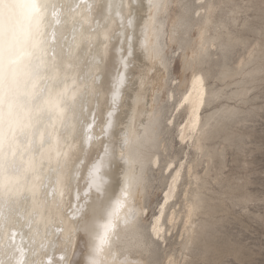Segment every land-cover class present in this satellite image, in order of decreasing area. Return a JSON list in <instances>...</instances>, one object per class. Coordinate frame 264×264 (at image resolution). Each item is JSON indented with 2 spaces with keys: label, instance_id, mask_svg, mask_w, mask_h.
<instances>
[{
  "label": "snow or ice",
  "instance_id": "6c2138e0",
  "mask_svg": "<svg viewBox=\"0 0 264 264\" xmlns=\"http://www.w3.org/2000/svg\"><path fill=\"white\" fill-rule=\"evenodd\" d=\"M168 7L167 0H148L150 23L135 36L134 14L124 0H0V264H77L71 255L78 234L79 264H160L130 259L120 243V231H139L149 209L138 198L143 165L132 150L144 131L131 118L125 124L114 118L134 79L135 52L160 59L155 18ZM202 9L206 15L211 5ZM208 23L199 25L202 50ZM58 25H71L70 39L61 31L64 43L55 40ZM105 73L109 81L102 85ZM193 76L196 98L189 93L181 107L192 105L189 135L195 140L205 89L203 75ZM105 95L106 113L97 125ZM101 136L107 138L103 154L89 158L86 146ZM78 139L79 155L73 156ZM174 167L169 163L166 170ZM184 168L178 166L149 221L156 239L165 232V206ZM192 211L189 205V220ZM167 223H176L174 211ZM166 264H176L175 258Z\"/></svg>",
  "mask_w": 264,
  "mask_h": 264
},
{
  "label": "rangeland",
  "instance_id": "374dc122",
  "mask_svg": "<svg viewBox=\"0 0 264 264\" xmlns=\"http://www.w3.org/2000/svg\"><path fill=\"white\" fill-rule=\"evenodd\" d=\"M213 1L215 2L214 10L217 9L212 12V15L215 13L213 16L216 18L213 19L216 24L214 22L211 24L214 27L210 28V33L208 32V36L211 37L207 46L209 54H207L208 57L204 55L206 57L201 63L203 65H199L198 70L205 76L208 92L211 89L219 90L221 95L211 104L204 103L201 118L227 105L232 106L233 113L230 114L232 116L225 115L222 122L220 118L223 115L219 111L214 113L216 115H213L210 120L212 125H208L204 129L205 132L201 130L203 134L208 133V140H203L204 149L202 151L193 148L191 145L193 139L192 142L189 139L184 142L180 140L178 133L184 118V109H180L172 124L168 125V120L182 92L180 89L177 90L181 83L179 79L180 52L170 49L167 56L169 57L168 86L170 87L168 88L172 91V97L166 100L164 107L162 106V120L157 130L158 137L165 139L164 144L167 150L164 151L162 148L158 150L160 162L158 166H151L148 170L149 183L153 184L152 192L147 196L149 201L146 202L150 204L148 219L142 225L148 246L154 251L160 264H166L168 257H174L175 261H178L176 264L180 262L181 264H264V13L261 11V0ZM224 3L228 5L223 6ZM201 12L204 16L203 9ZM216 12H219V15ZM223 12L225 15L222 14ZM211 32L215 34L214 37ZM215 40L222 41V43L216 44ZM226 41L229 43L227 44ZM213 44H215L214 48ZM220 44L228 48V51H224L228 65L225 64V66L227 69L228 67L232 69L229 71H233L225 79L216 75L223 69L221 63V59L224 58H222L223 48L219 47ZM227 45L230 46L227 47ZM219 48L222 56L218 54ZM240 87L244 88L238 91ZM210 129L213 131L215 129V134H211L213 131ZM166 153L171 157L166 158L168 156ZM168 159H173L174 164L182 161L183 164L185 163V168L182 171L183 175L181 174L179 181L181 183L178 184L175 198H172L164 212V225L167 230L165 229L162 239H156L155 236L150 235L149 221L157 212L156 207L161 199V189L165 178L169 175V172H163V166ZM192 163L197 166L194 165L195 168H193ZM186 166H191V174ZM195 172L200 179L198 178L196 184L193 185L191 181ZM193 187H195L196 200H198L196 214L193 217L195 231L192 241L187 242V248L184 250L187 238L183 222L188 205L191 203L190 189ZM188 195L190 200H188ZM173 211H176L175 217H179L176 218V226L167 223L169 214Z\"/></svg>",
  "mask_w": 264,
  "mask_h": 264
},
{
  "label": "bare ground",
  "instance_id": "6f19581e",
  "mask_svg": "<svg viewBox=\"0 0 264 264\" xmlns=\"http://www.w3.org/2000/svg\"><path fill=\"white\" fill-rule=\"evenodd\" d=\"M218 1L220 2V0H218ZM90 2H93V0H90ZM95 2L100 3V2H102V0H95ZM107 2H111V0H107ZM124 2L128 5V11H130L134 14V26L136 28L135 36H139L143 25L145 23H150V21L148 20L149 14L147 11L148 0H124ZM199 2H200V5H198ZM217 2H216V4H218ZM222 2L223 1H221V3ZM167 3L169 4L168 9L162 10L161 13L159 15H157L155 18L156 30H155V35L153 37V40H154V43L157 45L160 59L159 60H153L150 58H145V56L140 51L137 50L135 52V66L132 69H130L134 79L128 85V91L125 93L124 98L122 99V102H121V107L119 108V110L116 114V117L114 118V119H118L121 124L127 123L129 118H131L133 120V122L135 123V125L139 126L144 131V137L140 141L139 145H133L132 150L134 153L139 154L142 165H143L142 195H140L138 198H139V201L141 204H147L148 209H149L150 204L146 203L147 201H149V200H147V196H149V194H151L152 184H153V183H151V185H150V183H149L148 170H150L149 168L151 166H154V167L157 166V164L155 163L157 158H158V161L160 162V155L158 154V150L160 148H162L164 151L167 150L166 145L164 144L165 139L162 137L161 138L158 137L157 130H159L158 126L160 124V121L162 120L161 119L162 106L164 107L166 100L168 98L172 97V91L169 90L170 87L168 86L169 57H167V56H168L169 50L173 49L175 52H180L179 79H180L181 83L179 85V88L176 87V89L178 88L177 90L180 89L182 91V92L179 91L181 95H180V97H179V99H178V101H177V103L173 109L171 117L169 119H171V121L173 122L176 113L180 109H184L185 114H184V118H183L182 123H181L180 128H179L178 136H179L180 140L183 142L186 141L187 139H189V141L192 142V137L189 135V133L191 131L190 120H191L192 105H191V103H189V104H185L183 107H181V101L189 93H191V99L193 101L196 98V93L199 90V86L197 84H195V82H194L193 72L195 71L196 74H202L200 72V70H198V68H199V65L200 66L203 65V64L201 65V63L204 61L203 58L206 57L207 54H209L207 46L209 43L208 42L209 38H211V37L208 36V32L210 31L211 27H214V26H211V24L213 22L214 23L216 22L214 20L216 18V17L214 18L215 13L213 14L214 16L212 15L213 11L214 12L217 11V9L214 10L215 2L213 0H167ZM202 5L203 6L211 5L210 12L204 16L202 15L200 17H197L195 15V13L197 11L202 10ZM225 5L226 4L224 3L223 6H225ZM220 6H221V4H220ZM222 9H224V7ZM221 12H220V17H221ZM224 12H226V11H224ZM224 12L222 13L223 15H225ZM227 12H229V11L227 10ZM216 13H218V15H219V12H216ZM235 15H236V13H235ZM217 19H218V17H217ZM222 19H223V17H222ZM232 19H233V17H232ZM205 20H209L210 23L207 24V32L203 38V50H202V41H201V38L199 36V25L203 24ZM223 20H225V18ZM226 21H230V20L226 19ZM231 22H233V20ZM221 24H223V23L221 22ZM70 27H71V25H67V26L58 25L57 29H59V30L56 33L55 40L57 42H60V43L65 42L63 37L61 36V31L63 32V36L68 37L70 39ZM218 27H221V26H218ZM223 27H225V26H223ZM217 33H218V31H217ZM220 33L222 34V32H220ZM212 34H214V33H212ZM214 36H215V34L213 35V37ZM219 36H221V35H219ZM219 36H217V37L219 38ZM215 41H217V40H215ZM219 43H222V41L216 42V44H219ZM228 43L229 42H227V44ZM234 44L233 45L230 44V45L234 46ZM220 46H221V44L219 45V47ZM229 46L227 45V47H229ZM221 47L223 48L222 49L223 56L220 55V48L218 50L219 51L218 54L220 56H222V58L223 57L224 58L221 59V57L219 55L218 56L220 57V59L222 61L221 63L223 65L222 64L221 65L223 66V69L219 72V74L216 73V75L217 76L220 75L221 78L225 79V77L228 76L233 71H229L231 69V68L229 69V67H228V69L226 68V66H228V65H227V61L225 59L226 55H225L224 51L227 50L228 48H226L223 44ZM222 51H221V53H222ZM205 54H206V56H204ZM210 57H211V55H210ZM227 58H228V56H227ZM108 60L111 61V54H109ZM205 60L207 61V59H205ZM218 62H220V61H218ZM225 64H226V66H225ZM218 67H220V66L218 65ZM218 69H220V68H218ZM211 73H213V72H211ZM203 78H204V89H205L204 103L211 104L220 97L221 92H219V90H214V89H211L208 92L207 83L205 81L204 75H203ZM214 78H216V76H214ZM212 80H213V78H212ZM108 81H109V76L107 73H105L101 78V84L104 85ZM224 81H226V80H224ZM222 83H223V81H222ZM231 84H232V82H231ZM241 85H243V84H241ZM242 88H244V87H240V89H237V90L241 91V90H243ZM226 89H228V88H226ZM221 91H222V89H221ZM230 93H232V92H230ZM237 94L239 95V93H237ZM227 95L229 96V94H227ZM137 97H139V100H137ZM221 98H222V96H221ZM107 101H108V97L105 95L100 102V109L97 113V125L100 124L101 114L106 113ZM201 110H202V108L200 109V113H199L200 114V123H199L200 127L198 130H200V131L196 132L195 140H193V142L191 144V145H193V148L198 150V151H202L204 149L203 140L204 139L208 140V137H207L208 133L206 132V134H203V132H201V130H204L205 128L208 127V125L211 124L210 120L212 119L213 115H216L214 113L216 111H219V113H221L223 115V117L220 118V121L225 117V115H230L233 113L232 106L227 105V106L218 108L214 112H209L204 116V118H201ZM230 116H232V115H230ZM156 118H158V122H157ZM216 120L215 121L213 120V121L216 122ZM230 120H232V119L230 118ZM142 121L144 122L143 124L141 123ZM172 122L168 123V125L172 124ZM217 122H218V120H217ZM230 122L231 121H229V125H231ZM233 123H234V118H233ZM221 125H223V124L221 123ZM162 127L164 128V126H162ZM228 127H230V126H228ZM209 128H212V127H209ZM222 129L226 130L223 127H222ZM211 130L212 129H210V131ZM99 131H100L99 127L93 128L94 133H99ZM205 131L206 130H204V132ZM210 131H209V133H210ZM214 131H215V129H214ZM213 132L211 134H215V132L214 133ZM219 132H221V131H219ZM223 133H225V132H223ZM181 136H183V140L181 139ZM106 140H107L106 137L101 136L100 141L94 140L89 145L86 146L87 151L89 153V158H94L97 152H99L101 155L103 154L102 145H103V143L106 142ZM80 144H81V140L78 139L75 141L74 148H73V151L71 153L73 156L79 155ZM210 147H213V146H210ZM163 150H162V153L164 152ZM206 152H207V149H206ZM206 152H204V153L206 154ZM200 153L202 154V152H200ZM205 154H204V156H205ZM166 155H168V153H166ZM167 157H171V156L168 155V156H166V158ZM191 161L192 160H190V162ZM178 162H179L178 164H174L173 159H168L165 162V164L163 163L164 164L163 172L164 173L169 172V175L165 178L164 183L162 182L163 187H162L161 193H160L161 199H160V202L157 203V205H158L156 207L157 211H158L159 206L161 205V203L164 200V194L168 191V187L171 183V177L175 174V171L177 170L178 166L180 164H183L182 161L181 162L178 161ZM169 163L176 165V167H174L172 171L166 170V165ZM197 164H199V163H197ZM194 165L195 164H193V166ZM195 166H197V165H195ZM195 166L193 168H195ZM187 168H188V170H190L191 166H188ZM196 172L193 174V180L192 181L190 180L193 183V185L196 184V181L199 178ZM206 173H208V172H206ZM181 177L182 176H180L178 178V182L175 186V191L173 194L174 198H175L174 195L176 193V190L179 187L178 184L181 183V182H179ZM83 183H84L83 180H81V182H80L81 187L83 186ZM194 188L195 187L190 189V194H191L190 198H192V199H191V203L189 205H191L193 207L191 219L190 220L188 219L187 213L185 215V218L183 217L184 218L183 228L185 227V224H187V228L185 230V236L187 238V241L184 244V250L187 248V246H186L187 242L190 243L192 241V237H193V234L195 231L194 230L195 220L193 219V217L196 214V207H197V201L198 200H196V194H195L196 191L194 190ZM118 190H119V182L117 181V182L113 183L112 191L118 192ZM173 197L169 198L168 204L171 202ZM188 198H189V195H188ZM190 198L188 200H190ZM65 199H67V197H65ZM167 205L165 206V210H167L166 209ZM189 205H188V207H189ZM174 210H176V209H174ZM187 211H188V209H187ZM172 213L173 212H170V214L168 213L169 218L171 217ZM176 214H178V213H176ZM165 216H167V215H165ZM176 218L178 219L179 217H176ZM145 221L146 220L143 217H141V220H140L141 225H143V223H145ZM175 226H176V224H175ZM164 228H165V225H164ZM149 229L151 231L150 225H149ZM165 229L167 230V227ZM180 231H182V230H180ZM182 234H183V232H182ZM150 235H153V234L151 233ZM120 243L122 245V249L128 254L130 259L138 260V259H144V258H151V259L158 260V257H156L154 251L148 246L147 237H146L145 231L143 229V226H141L139 231H133L131 229H122L120 231ZM78 245H79V247H78ZM82 247H83V245H82L81 237L78 234L75 238L73 249H72V255H71V258L74 261H76L77 264H79V262L82 260ZM180 250H179V252H180ZM59 255H60V252L57 251L55 253L54 259H58ZM183 255H184V253H183ZM183 258L184 257H182V259ZM176 262H178V261H176ZM180 264H181V262H180Z\"/></svg>",
  "mask_w": 264,
  "mask_h": 264
}]
</instances>
